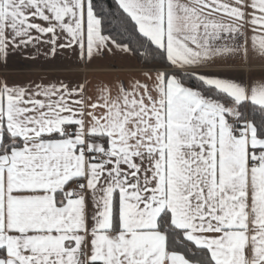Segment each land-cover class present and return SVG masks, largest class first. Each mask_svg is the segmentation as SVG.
Segmentation results:
<instances>
[{"label":"snow or ice","instance_id":"1","mask_svg":"<svg viewBox=\"0 0 264 264\" xmlns=\"http://www.w3.org/2000/svg\"><path fill=\"white\" fill-rule=\"evenodd\" d=\"M65 53L143 79L0 78V264H264V0H0V64Z\"/></svg>","mask_w":264,"mask_h":264},{"label":"crops","instance_id":"2","mask_svg":"<svg viewBox=\"0 0 264 264\" xmlns=\"http://www.w3.org/2000/svg\"><path fill=\"white\" fill-rule=\"evenodd\" d=\"M140 65L119 54L108 56L104 59L94 60L91 64H82L75 56L69 58V54L58 56L55 60L25 59L17 54L8 58L7 64H0V78L7 77L9 81H39L42 77L48 80H64L65 82L89 81V87L98 82H118L123 80L128 83L131 78L143 79ZM208 71L219 72L218 67H213ZM223 74V73H222ZM229 75H239L244 79L251 76L259 79L264 76V62L253 60L250 64L230 70Z\"/></svg>","mask_w":264,"mask_h":264},{"label":"trees","instance_id":"3","mask_svg":"<svg viewBox=\"0 0 264 264\" xmlns=\"http://www.w3.org/2000/svg\"><path fill=\"white\" fill-rule=\"evenodd\" d=\"M194 83V82H193Z\"/></svg>","mask_w":264,"mask_h":264}]
</instances>
